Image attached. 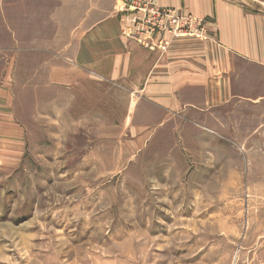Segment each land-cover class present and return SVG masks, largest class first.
Listing matches in <instances>:
<instances>
[{
  "label": "rangeland",
  "instance_id": "1",
  "mask_svg": "<svg viewBox=\"0 0 264 264\" xmlns=\"http://www.w3.org/2000/svg\"><path fill=\"white\" fill-rule=\"evenodd\" d=\"M42 1L0 0V56L17 48L2 30L15 28L14 10L31 15ZM197 19L166 46L124 32L167 53L176 39L210 38ZM75 65L65 97L63 84L9 80L20 127L0 138V264H264V108L145 126L124 85L98 86Z\"/></svg>",
  "mask_w": 264,
  "mask_h": 264
},
{
  "label": "crops",
  "instance_id": "2",
  "mask_svg": "<svg viewBox=\"0 0 264 264\" xmlns=\"http://www.w3.org/2000/svg\"><path fill=\"white\" fill-rule=\"evenodd\" d=\"M37 4L41 11L31 6V15L23 7L14 10L15 28H2L14 32L17 48L0 56L8 64L0 71V138L8 125L19 126L17 93L8 87L9 80H45L48 89L63 84L65 97L74 84L72 64L79 73L91 74L98 86L124 85L134 100L128 108H137L140 116L145 112V126L232 104L264 108V0H157L161 7L206 19L211 26L210 38L176 39L167 53L128 40L119 14L122 0ZM263 128L264 123L257 130Z\"/></svg>",
  "mask_w": 264,
  "mask_h": 264
},
{
  "label": "built area",
  "instance_id": "3",
  "mask_svg": "<svg viewBox=\"0 0 264 264\" xmlns=\"http://www.w3.org/2000/svg\"><path fill=\"white\" fill-rule=\"evenodd\" d=\"M122 1H125L126 10L131 14L123 18L124 29H128L129 33L127 34L137 33L140 35L139 41L148 44L158 41L166 46L170 37L179 38L185 36V33L187 34L185 30L194 32L200 29L201 21L196 16L161 7L157 4V0ZM161 39L162 41H160Z\"/></svg>",
  "mask_w": 264,
  "mask_h": 264
},
{
  "label": "bare ground",
  "instance_id": "4",
  "mask_svg": "<svg viewBox=\"0 0 264 264\" xmlns=\"http://www.w3.org/2000/svg\"><path fill=\"white\" fill-rule=\"evenodd\" d=\"M124 11V10H123Z\"/></svg>",
  "mask_w": 264,
  "mask_h": 264
}]
</instances>
